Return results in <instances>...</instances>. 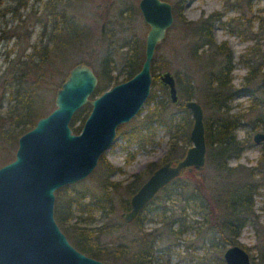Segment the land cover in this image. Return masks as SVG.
<instances>
[{"label": "trees", "instance_id": "obj_1", "mask_svg": "<svg viewBox=\"0 0 264 264\" xmlns=\"http://www.w3.org/2000/svg\"><path fill=\"white\" fill-rule=\"evenodd\" d=\"M84 1L43 0V10L50 22V30L46 32L44 29L42 32L43 35L46 34L44 40L42 38L31 42L28 40L27 31L21 29L13 32L16 35L15 43L19 48H16L11 56L10 53L5 54L3 58L5 66L0 69V166L14 158L19 136L33 127L38 118L49 112L45 108L43 97L48 90L55 95L72 66L84 63L94 69L99 82L91 97L101 94L108 84L114 85L130 78L141 67L144 59V41L132 27L141 13L133 0H114L117 11L112 17L106 16L100 26L99 37L96 40L100 53L94 64L88 56L78 61L73 58L74 53L83 52L82 50L93 42L89 28L71 12L77 4ZM24 2L19 0L13 8L26 6ZM185 2L186 0L174 1L172 5L174 23L187 25L186 38L192 58L206 57V52L211 56L205 59V65L202 66L205 69L204 96L213 109V118L204 119L206 158L220 179L217 186L218 194L224 195L219 198L210 194V189L204 184V178L194 174L202 167L192 168L186 170L189 179L179 176L162 187L133 222L142 233L141 221L154 201L169 197L173 193H184L188 201L199 200L200 209L207 211L209 226L215 233H219L220 239L225 244L239 243L247 249L248 247L240 242L238 237L242 227L247 223H254L258 216L254 209V195L264 189V140L258 143L261 146L256 165L229 164L231 159H238L251 145V133L247 130V134L243 137L237 134L238 128L244 123V118L240 112L231 111L229 106L233 95L239 90L231 77L232 53L226 41L216 42L213 35L214 25L219 23L228 27V20L223 19L224 14L220 10L212 11L197 20H187L182 12ZM3 3L4 0H0L1 18L5 13L15 11L10 6H3ZM5 27L6 25L0 28V39L9 40L11 35L5 33ZM13 28L15 27L9 29ZM263 30L264 18L258 17L256 31L250 32L248 36L254 42L240 55V60L249 67L244 75L243 88L251 90L249 95L253 97V104L256 105V112L250 117L247 129L264 131V82L261 81L252 88L257 78L264 76L260 66L264 65V55L259 47V38L263 35L261 32ZM23 41L26 42L24 47L20 44ZM156 62L154 57L151 64L152 85L158 83L162 91L161 96L157 95L151 86L146 103L153 101V104L148 106L142 116H139L140 111L131 124H121L117 128V133L121 134L128 144L134 142L137 145L151 144L158 129L164 127L169 135V147L163 159L147 163L143 171L134 174L133 180L126 186V192L130 195L159 164L181 157L190 145L189 131L192 118L184 102L193 98V82L190 78L182 82V78L175 77L179 96L175 104L178 109L175 111L170 109L174 102L169 97L167 87L159 81L160 72L157 70L162 66ZM6 94L8 103L2 111L1 104ZM90 109L91 104L86 103L76 111L70 121L74 132H79L81 129L80 125H74L75 120L81 118L84 121ZM97 165L103 173L98 180V188L102 192L74 189L72 184L64 185L55 191L54 217L58 225L78 250L108 264H115L117 259H120L121 264H155L151 241H149L150 233L142 234L146 242L132 254L127 247L121 249L107 247L102 241V236L117 230L116 224L103 222L91 226L93 217L90 211L101 209L103 199L113 198L107 192V188L110 184L115 185L109 177L118 170V167L107 160L104 154L99 158ZM219 200L224 204L227 218L216 217L213 204ZM122 207L129 208L127 198L122 201ZM250 258L256 264L252 255ZM259 262L264 264V247ZM218 264H225L222 257L220 261L218 260Z\"/></svg>", "mask_w": 264, "mask_h": 264}, {"label": "rangeland", "instance_id": "obj_2", "mask_svg": "<svg viewBox=\"0 0 264 264\" xmlns=\"http://www.w3.org/2000/svg\"><path fill=\"white\" fill-rule=\"evenodd\" d=\"M24 1L26 6L21 5L18 9H14L13 6L17 5L19 0H4L3 6H10L15 11L5 13L3 18L0 16V28L6 25L5 33L11 35L9 40L0 39V69L5 66L3 59L5 54L8 55L10 53L11 56L16 48H19L15 43L16 35H14V31L21 29L27 31L28 40L34 42L42 38L44 40L46 34L43 35L44 33L42 32L44 29L46 32L50 30V22L43 10V0ZM133 1L138 5L139 0ZM168 1L173 5L175 0ZM182 10L187 20H197L215 10L222 11L224 14L223 19L228 20V27L216 23L213 28V35L216 42L226 41L232 53L231 63L233 68L231 77L232 82L239 90L233 95L229 106L231 111L240 112L244 118V123L238 128L237 134L239 137H243L247 134V130L251 133V145L244 150L238 159H231L229 164L256 165L261 145L253 141V134L263 129H247L250 117L254 116V112H256V105L253 104V97L249 95L251 90L243 88L244 75L249 70V67L240 60V55L254 42L248 36L250 32L256 31L258 17L264 18V0H186ZM116 11L117 6L114 0H85L83 3L77 4L71 11L89 28L91 39L93 40L89 47L86 46L82 50L83 52L73 54L75 60L78 61L82 57L88 56L93 64L96 62L95 59L100 53L99 44L96 42L99 37L100 26L106 16L112 17L116 14ZM20 23L21 25H19ZM174 24V26H170L165 37L155 48L154 57L157 61L156 64H160L163 67L158 69L157 72L161 73L169 70L174 77L182 78V82L186 78H190L194 85L193 98L202 104L204 119L206 117L212 119L213 109L211 104L206 102L203 91L205 69L202 67L205 65V59L211 56L206 52V57L192 58L189 54V42L186 38L187 25L184 23ZM10 27L15 28L9 29ZM132 27L141 36L145 45V37L149 26L141 15L137 17ZM261 32L263 35L259 38V47L264 55V30ZM20 44L24 47L26 42L23 41ZM93 48L95 50L92 51ZM260 66L262 71H264V65L261 64ZM262 76L257 78L252 88L262 81ZM112 86V84H108L106 89ZM152 88L155 89L157 95L161 96L162 91L158 83L153 84ZM252 92L254 91L252 90ZM55 95L48 90L43 97L45 108L49 112L55 107ZM7 98L8 95L6 94L3 104H1L2 111L7 106ZM90 98L93 97L90 95ZM152 104L153 101L149 104L145 102L139 116H142L148 106ZM170 109L177 110V104L172 103ZM83 122L81 118H78L75 120L74 125L82 127ZM132 122L133 118L121 124L126 125ZM168 147L169 135L164 127L158 129L155 140L151 144L137 145L135 142L128 144L121 134L116 133L115 142L103 153L107 160L118 167V170L110 174L109 177L110 180L115 182V185L110 184L107 188V192L113 198L111 200L103 199L101 203L103 207L101 209H92L90 211V215L93 217L91 226H96L103 222L116 224L117 230L102 236V241L105 242L107 247L113 246L117 249L127 247L132 254L144 246L146 240L142 237V234L150 233L149 241H151L155 264H218V260L220 261L227 244L220 239L219 233H215L209 226L207 211L200 209L198 199L188 201L184 193H173L169 197L154 201L141 221L142 233L139 232L134 222H125L121 217V212L127 210L122 207V201L125 198L129 200L130 197V194L126 192L127 184L133 180L135 173L145 169L147 163L163 159ZM102 174V169L96 165L90 174L72 183V185H74V189L100 193L102 191L98 188V180L102 177ZM194 174L199 178H204V184L210 189V194L219 198L223 197L224 194H218L217 190L220 179L207 158L204 166L194 172ZM181 177L189 179V174L184 171ZM261 190V193L254 195V209L258 216L254 223H247L242 227L238 237V240L248 247L247 250L254 257L256 264H260L262 248L264 247V189ZM213 205L216 217H228L224 204L220 200ZM68 239L70 240V238ZM115 264H121L120 259H117Z\"/></svg>", "mask_w": 264, "mask_h": 264}, {"label": "water", "instance_id": "obj_3", "mask_svg": "<svg viewBox=\"0 0 264 264\" xmlns=\"http://www.w3.org/2000/svg\"><path fill=\"white\" fill-rule=\"evenodd\" d=\"M138 8L149 26L139 70L90 98L98 77L89 65L75 64L56 91L55 107L19 136L14 158L0 166V264H108L78 250L62 231L54 217L55 191L92 172L101 154L115 142L118 125L134 118L150 94L155 48L174 15L168 0H139ZM159 81L167 87L171 101L177 102L174 75L163 71ZM86 103L91 104L90 112L80 131L74 132L70 120ZM184 105L192 118L191 144L181 157L159 164L130 195L129 208L121 212L125 222H132L171 180L204 166L203 107L194 98ZM263 140V130L253 134L255 143ZM222 258L225 264H254L239 243L227 245Z\"/></svg>", "mask_w": 264, "mask_h": 264}, {"label": "flooded vegetation", "instance_id": "obj_4", "mask_svg": "<svg viewBox=\"0 0 264 264\" xmlns=\"http://www.w3.org/2000/svg\"><path fill=\"white\" fill-rule=\"evenodd\" d=\"M158 166H159V165H158ZM68 185H69V184H68ZM140 185H141V184H140ZM56 190H57V189H56ZM134 220H135V219H134ZM134 220H133V221H134ZM133 221H132V222H133Z\"/></svg>", "mask_w": 264, "mask_h": 264}]
</instances>
